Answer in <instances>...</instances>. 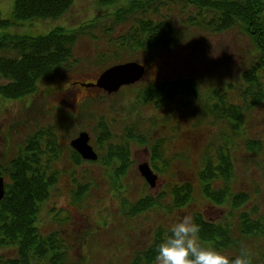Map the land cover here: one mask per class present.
Here are the masks:
<instances>
[{"label":"rangeland","instance_id":"1","mask_svg":"<svg viewBox=\"0 0 264 264\" xmlns=\"http://www.w3.org/2000/svg\"><path fill=\"white\" fill-rule=\"evenodd\" d=\"M128 3L75 0L59 20L23 21L19 26L0 29V34L39 36L57 25L76 28L97 16L103 23L79 38L74 57L59 66L52 77L40 81L34 94L17 100L0 96V162L14 158L24 142L38 132H51L47 138L58 141L59 157L52 170L57 179L41 208L38 227L44 235L58 234L67 264H131L137 252L150 247L157 228L168 229L178 216L187 213L193 218L196 212L211 222H230L239 248L249 252L252 264H264V231L245 238L240 233L243 212L264 222V56L240 25L216 32L209 23L210 13H200L182 0L157 1L153 6L154 18L167 16L174 23L178 34L175 45L149 51L119 48L118 38L127 25H115L113 30L106 27L114 23L112 12ZM14 4L15 0H0L4 18L13 17ZM164 59L173 62L172 68L156 72L153 64ZM129 61L144 64L148 71L141 80L122 86L118 92L85 89L77 83ZM253 69L262 88L261 100L254 105L256 90L249 91L244 78ZM177 79L192 82V92L196 93L184 91L162 107L136 98L137 92L150 84ZM235 110L240 112L239 118L234 117ZM105 124L111 145L130 150L131 162L122 176H116L113 165L103 161L106 151L98 141ZM129 129L137 132L131 140L127 138ZM81 131L90 134V143L101 152L102 160L74 162L70 142ZM139 133L146 143L139 140ZM252 140L259 149H249ZM155 142H159L157 162L150 150ZM220 150L229 151L234 161V175L227 186L233 193L250 196L237 209L230 201L213 203L201 190L198 175L203 158ZM145 161L158 175L156 189L139 172V164ZM4 178L8 183V176ZM184 182L194 186L193 199L177 208L171 188ZM80 187L86 191L78 200ZM148 195L157 198L160 206L129 215L127 206ZM224 252L238 253L234 248ZM15 258L16 246H0V264ZM35 264L51 263L43 259Z\"/></svg>","mask_w":264,"mask_h":264},{"label":"trees","instance_id":"2","mask_svg":"<svg viewBox=\"0 0 264 264\" xmlns=\"http://www.w3.org/2000/svg\"><path fill=\"white\" fill-rule=\"evenodd\" d=\"M157 1L162 3L165 0H129L125 7L112 12L114 23L106 27L107 30H113L115 25H127L124 35L118 38L119 48L149 51L176 44L178 34L172 20L167 16L158 19L152 16L155 13L153 6ZM182 1L197 8L200 13H210L212 17L209 23L216 32L240 25L264 56V0ZM74 2L75 0H15L12 18H4L0 11V29L19 26L23 21L59 20L71 9ZM101 23L100 17L97 16L76 28L57 25L46 35L29 36L11 32L0 34V96L7 100H17L34 94L40 81L52 77L59 66L74 57V48L79 38L83 34L92 33ZM3 52L15 55L2 54ZM104 57L108 59L106 55ZM244 78L250 85L249 91L256 90L252 104L259 103L262 88L256 70L245 73ZM93 82L94 79H81L77 83L82 88L97 90L90 86ZM192 85V82L183 79L150 84L139 90L136 98L139 102H154L157 107H162L184 91L196 93L192 92ZM239 116L240 112L235 110L234 117ZM101 128L98 142L106 151L104 164L113 165L114 174L122 176L131 162L130 150L123 145L116 148L111 145V134L106 124ZM47 133L41 131L29 137L14 158L7 163L0 162V176H8L9 179L5 197L0 202V246L11 245L17 248V258L10 260L9 264H35L43 259L51 264H67L58 234L44 235L38 227L41 208L49 198L57 179L52 170L54 161L59 157V144L56 139L47 138L51 132ZM136 133L129 129L127 138H135ZM138 138L141 142H147L141 133ZM158 144L159 142H155L150 145L154 162H157L159 157ZM248 147L253 151L260 148L253 140L248 143ZM73 152L76 164L86 161L78 152ZM233 175L234 161L229 151L220 150L213 156L206 154L198 175L202 193L217 205L230 201L233 209L240 208L249 201L250 196L246 192H231L226 182L232 179ZM221 182L224 183L222 187L215 186ZM85 191L84 187H80L76 198L81 200ZM193 192L194 186L190 182L176 184L171 188L173 205L177 208L187 205L193 199ZM160 204L157 198L148 195L129 204L127 209L129 215L135 216L155 209ZM193 221L200 227L198 236L203 243L222 251L234 248L239 254L241 249L234 239L230 222H211L200 212L194 213ZM263 231V219H254L247 212L240 214V233L244 238L257 236ZM168 234L167 228H157L150 247L137 252L131 264H154L156 247ZM252 262L251 258V264Z\"/></svg>","mask_w":264,"mask_h":264},{"label":"clouds","instance_id":"3","mask_svg":"<svg viewBox=\"0 0 264 264\" xmlns=\"http://www.w3.org/2000/svg\"><path fill=\"white\" fill-rule=\"evenodd\" d=\"M200 227L191 215L178 216L168 226V235L156 247V264H251L246 249L239 254L228 253L203 243Z\"/></svg>","mask_w":264,"mask_h":264},{"label":"water","instance_id":"4","mask_svg":"<svg viewBox=\"0 0 264 264\" xmlns=\"http://www.w3.org/2000/svg\"><path fill=\"white\" fill-rule=\"evenodd\" d=\"M147 67L136 61L115 64L101 72L90 86L103 90L108 94L118 92L122 86L134 84L141 80L147 73ZM76 101V99H74ZM90 134L81 131L70 142L72 148L78 152L84 160L95 161L99 155L90 143ZM139 172L146 179L152 189L158 185V175L152 169L148 161L141 162L138 166ZM6 183L3 176H0V202L5 197Z\"/></svg>","mask_w":264,"mask_h":264},{"label":"flooded vegetation","instance_id":"5","mask_svg":"<svg viewBox=\"0 0 264 264\" xmlns=\"http://www.w3.org/2000/svg\"><path fill=\"white\" fill-rule=\"evenodd\" d=\"M172 61H169V60H167V59H164V60H161V61H156V63H154L153 64V66H154V70L156 71V72H158V71H161V73H163V72H166L167 70H169L170 71V69L172 68ZM151 66H152V64H151ZM174 70H172V72H173ZM73 85H76V81H74L73 83H72ZM98 91H100V92H104L103 90H98ZM76 99V98H75ZM74 103H76V101L74 100ZM114 147L116 148V147H122V145H120V146H115L114 145ZM95 149V151L98 153V155H99V157H98V160H102V155H101V152L97 149V148H94ZM98 160H96V161H98ZM92 162H95V161H92Z\"/></svg>","mask_w":264,"mask_h":264}]
</instances>
